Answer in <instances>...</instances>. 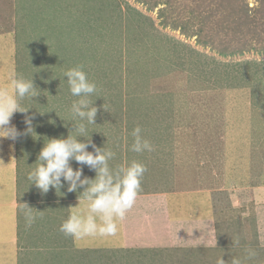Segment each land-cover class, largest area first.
Returning <instances> with one entry per match:
<instances>
[{"label":"rangeland","instance_id":"1","mask_svg":"<svg viewBox=\"0 0 264 264\" xmlns=\"http://www.w3.org/2000/svg\"><path fill=\"white\" fill-rule=\"evenodd\" d=\"M242 3L0 0V88H10L15 72L39 93L22 102L34 133H26L25 114L17 112L10 124L21 135L0 139V201L10 199L4 191L12 182L20 188L18 211L42 198L50 211L37 215L18 264H217L220 256L226 264L233 257L264 264V11L254 29ZM241 47L250 50L229 54ZM77 66L97 85L89 98L97 108L87 126L91 143L116 153L110 167L133 160L147 167L133 206L142 221L128 226L124 243L119 229L114 237L82 240L58 232L61 240L49 243L63 221L59 202L68 199L69 214L74 206L83 210V189L70 193L65 183L60 193L42 194L26 179L44 142L73 129L69 108L77 98L63 73ZM136 126L154 151H130ZM9 250L0 243V264H10Z\"/></svg>","mask_w":264,"mask_h":264},{"label":"clouds","instance_id":"2","mask_svg":"<svg viewBox=\"0 0 264 264\" xmlns=\"http://www.w3.org/2000/svg\"><path fill=\"white\" fill-rule=\"evenodd\" d=\"M63 77H67L69 93L77 98L69 108L74 122L70 131L74 134L70 135L69 131L66 138L47 139L38 153L36 167L28 173L26 179L29 185H34L42 194H46L50 188L60 193L65 183L67 192L76 193L79 188L83 189L77 197L78 202L84 205L83 210L71 207L74 210L59 225L58 231L65 237L76 240L114 237L118 233V223L125 219L136 203L147 167L135 160L115 168L110 167L109 161L115 158L116 153L92 144L87 128L95 124L97 108L89 98L96 93L97 85L89 80L82 66L67 69ZM9 81L10 88H0V139L15 141L21 133L10 124L11 118L17 112L25 114L26 133H34V117L27 114L30 107L24 106L22 102L32 101L39 93L31 78L25 79L13 72L9 75ZM131 136L133 142L129 146L130 151L138 154L154 151L153 144L143 136L140 126L132 129ZM89 147L92 151L87 150ZM72 161L94 171V178L83 176L82 167L74 170ZM19 211L24 217L25 227L31 228L37 220L33 208L22 204ZM235 243L239 244L238 238ZM255 256V250L249 248L246 258L252 259ZM217 264L226 262L220 256ZM231 264H241V260L233 257Z\"/></svg>","mask_w":264,"mask_h":264},{"label":"crops","instance_id":"3","mask_svg":"<svg viewBox=\"0 0 264 264\" xmlns=\"http://www.w3.org/2000/svg\"><path fill=\"white\" fill-rule=\"evenodd\" d=\"M10 169L12 170L11 172H9L11 174V173H13L14 169H12V167H10L9 170ZM0 171H3V168H1ZM4 179L11 181L10 180L11 178L9 177V175L7 178H4ZM8 188L9 189H5L4 193L6 192L7 195H10V199L5 200V201L4 200L0 201V239H2L0 243L3 244L4 246H7V248L10 249L9 250V252L11 254L10 255V257H11L10 264H18L20 260H19L18 254H17V250L19 248L21 249V246L30 245V243H32V242H29L26 240V236L28 237V236H30V234H32V226H31V228L26 229L24 217H23L22 213L20 211H18V208L20 207V201L18 199H16V195H17V190L20 188H16V185L12 184V182L10 183V187H8ZM44 199H46V198H42L39 201L35 200L29 204V207L33 208V213L36 211L46 212V213L48 211L50 213L49 209L46 207L47 208V211H46L44 206H43L44 204H46V205L48 204V202ZM63 201H64V203H63ZM24 204H26V202ZM40 204H42L41 207H40ZM59 204L61 205V207L64 208V210L61 209V207L59 209L60 219L65 220L67 218V216L69 215V211L67 209L68 199L60 201ZM140 207H142V206H140ZM145 208L147 211V214L145 212L146 218L149 220L151 214L148 211V209H149L148 202L145 204ZM134 210L135 209L132 208L128 212V214H126L125 219L123 221L119 222V228L118 229H119V231L122 230V232H123V233L119 232L121 237H122V240H120L121 243L122 242L124 243L127 239H129L128 233H127L128 226L132 227L133 225H136L135 221H140V222L142 221L141 219H138L140 216H142V214L141 215L135 214L136 212ZM72 211L73 210H71V212ZM158 212H159V209H158ZM38 214H40V213L36 212V216ZM149 222H150V220H149ZM173 224L176 225V223H173ZM167 225H169V224H164L165 227H167ZM162 226L159 228L161 231H162V229H164L163 228L164 226L163 227ZM124 229L126 230V235L124 234ZM48 232H45V234H43V239L47 238L46 235L48 234ZM58 232L59 231L56 230L54 236L52 235V233H50V242L49 243L53 244L54 239L56 240V243L61 240V237L59 236L60 234ZM21 238H22V242L20 241ZM59 245L61 246L64 244H59ZM15 249H16V251H15ZM22 250H20V251H22Z\"/></svg>","mask_w":264,"mask_h":264},{"label":"trees","instance_id":"4","mask_svg":"<svg viewBox=\"0 0 264 264\" xmlns=\"http://www.w3.org/2000/svg\"><path fill=\"white\" fill-rule=\"evenodd\" d=\"M244 1L243 0V3H242V9L240 10V13H242L244 16H246L248 19L246 20L247 22V26H250V25H253L254 29L257 28L258 24L259 23V17L257 16H261L262 17V13L264 11V0H258L257 2V5L254 7V8H251V7H247L246 4H244ZM250 24V25H249ZM199 30L201 31V28H199ZM200 31H197V35L199 36V32ZM196 35V34H194ZM201 42V41H200ZM249 49V47H241V49H239L238 51L236 50H229V54H242V52L244 50H247ZM250 50V49H249ZM264 51V50H263ZM219 53L221 55H226L227 53L225 51H219ZM126 112H127V109H126Z\"/></svg>","mask_w":264,"mask_h":264}]
</instances>
